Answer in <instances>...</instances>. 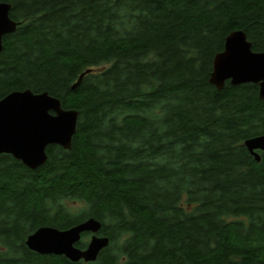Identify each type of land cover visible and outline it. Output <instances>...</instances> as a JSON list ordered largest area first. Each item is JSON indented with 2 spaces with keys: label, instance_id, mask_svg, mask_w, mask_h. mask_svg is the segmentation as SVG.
I'll return each mask as SVG.
<instances>
[{
  "label": "trees",
  "instance_id": "obj_1",
  "mask_svg": "<svg viewBox=\"0 0 264 264\" xmlns=\"http://www.w3.org/2000/svg\"><path fill=\"white\" fill-rule=\"evenodd\" d=\"M1 1L18 25L0 99L47 91L79 118L36 169L0 154V264H264V150L244 144L264 134V99L210 82L232 31L264 51V0ZM89 217L110 237L95 261L26 244Z\"/></svg>",
  "mask_w": 264,
  "mask_h": 264
},
{
  "label": "water",
  "instance_id": "obj_2",
  "mask_svg": "<svg viewBox=\"0 0 264 264\" xmlns=\"http://www.w3.org/2000/svg\"><path fill=\"white\" fill-rule=\"evenodd\" d=\"M11 8V3L0 2V54L4 36L14 32L18 25L10 16ZM92 71V68L83 71L72 88L75 89ZM228 80L233 85L259 84V96L264 99V51L253 50L243 30L232 31L226 37L224 50L214 57L210 82L223 89ZM78 118L77 109L64 108L61 100L47 91H12L0 99V154H11L27 167L36 169L46 163L49 145L58 144L65 149L72 147ZM244 144L260 161L259 150H264V134L250 137ZM102 227V222L95 217L67 229L43 225L28 235L26 244L41 255H64L73 262H91L110 243L109 236L98 235ZM85 232L93 235L86 248H81L78 243Z\"/></svg>",
  "mask_w": 264,
  "mask_h": 264
},
{
  "label": "rangeland",
  "instance_id": "obj_3",
  "mask_svg": "<svg viewBox=\"0 0 264 264\" xmlns=\"http://www.w3.org/2000/svg\"><path fill=\"white\" fill-rule=\"evenodd\" d=\"M70 205H72L74 207V209H79L82 207L83 203L81 201H78V202H69Z\"/></svg>",
  "mask_w": 264,
  "mask_h": 264
},
{
  "label": "flooded vegetation",
  "instance_id": "obj_4",
  "mask_svg": "<svg viewBox=\"0 0 264 264\" xmlns=\"http://www.w3.org/2000/svg\"><path fill=\"white\" fill-rule=\"evenodd\" d=\"M85 233H88L89 234V237H88V242H89V240L91 239V236L93 235V233L92 232H85ZM84 234V233H83ZM83 234H82V238H83ZM98 235H103V234H101V231L98 233ZM106 236H108V235H106ZM82 238H81V240H82ZM110 238V237H109ZM81 240L79 241V243H78V246H79V244H80V242H81ZM88 244V243H87ZM87 246V245H86ZM86 248V247H85ZM46 255H49V254H46ZM86 262V261H85ZM92 262V261H91Z\"/></svg>",
  "mask_w": 264,
  "mask_h": 264
}]
</instances>
